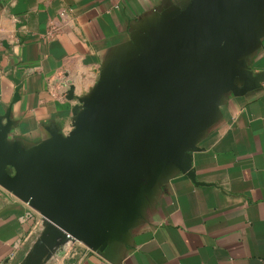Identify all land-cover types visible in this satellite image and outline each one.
<instances>
[{
  "label": "crops",
  "instance_id": "1",
  "mask_svg": "<svg viewBox=\"0 0 264 264\" xmlns=\"http://www.w3.org/2000/svg\"><path fill=\"white\" fill-rule=\"evenodd\" d=\"M188 2L0 0V118L9 115L8 138L32 148L53 131L66 135L74 107L101 74L132 61ZM246 61L264 70V9ZM197 146L195 182L172 169L127 232L103 250L73 242L49 264H264V82L224 93ZM42 229L40 214L0 185V264H17Z\"/></svg>",
  "mask_w": 264,
  "mask_h": 264
},
{
  "label": "water",
  "instance_id": "2",
  "mask_svg": "<svg viewBox=\"0 0 264 264\" xmlns=\"http://www.w3.org/2000/svg\"><path fill=\"white\" fill-rule=\"evenodd\" d=\"M263 9L264 0H189L132 61L101 74L66 135L24 148L8 138L9 115L0 118V185L43 222L17 264H46L68 242L103 250L141 216L162 175L195 182L191 152L221 96L264 82L246 61Z\"/></svg>",
  "mask_w": 264,
  "mask_h": 264
},
{
  "label": "rangeland",
  "instance_id": "3",
  "mask_svg": "<svg viewBox=\"0 0 264 264\" xmlns=\"http://www.w3.org/2000/svg\"><path fill=\"white\" fill-rule=\"evenodd\" d=\"M71 243H73V242H68V243H66V244H64V245H62V246H58V247L54 248V249H53V254H52V258H51V260L53 259L54 255H63V252L66 251V247H69V245H70ZM75 243L82 244V243L79 242V241H76ZM62 247H63V248H62ZM51 260L48 261L46 264H49V263L51 262Z\"/></svg>",
  "mask_w": 264,
  "mask_h": 264
},
{
  "label": "built area",
  "instance_id": "4",
  "mask_svg": "<svg viewBox=\"0 0 264 264\" xmlns=\"http://www.w3.org/2000/svg\"><path fill=\"white\" fill-rule=\"evenodd\" d=\"M264 71V70H263Z\"/></svg>",
  "mask_w": 264,
  "mask_h": 264
}]
</instances>
